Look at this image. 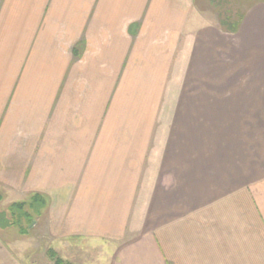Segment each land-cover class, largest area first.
Here are the masks:
<instances>
[{
  "label": "crops",
  "instance_id": "obj_1",
  "mask_svg": "<svg viewBox=\"0 0 264 264\" xmlns=\"http://www.w3.org/2000/svg\"><path fill=\"white\" fill-rule=\"evenodd\" d=\"M0 7V121L9 94L33 86L18 77L56 52L38 33L84 35L96 72L109 73L87 124L63 123V139L47 128L45 170L30 159L53 241H92L97 264H264V0L245 6L235 32L197 0Z\"/></svg>",
  "mask_w": 264,
  "mask_h": 264
},
{
  "label": "rangeland",
  "instance_id": "obj_2",
  "mask_svg": "<svg viewBox=\"0 0 264 264\" xmlns=\"http://www.w3.org/2000/svg\"><path fill=\"white\" fill-rule=\"evenodd\" d=\"M251 1L197 0V3L200 13H214L215 20L220 22L219 26L230 30V22H237L245 6ZM63 31L65 30H55L58 34L54 36L55 40L44 38L37 32L39 43H55L56 52L45 56L43 63L39 59L38 71H33L32 75L23 71L18 81L22 79L24 84L33 86L23 88L22 93L17 90L16 94H9L7 99L6 113L0 121L5 126V132L0 135V161L2 165L5 164L0 172V210L7 209L15 202H27L32 195L39 193L32 190L30 183V159L37 156L40 160L39 169L45 170L42 160L47 159V128L54 126L60 129H57L58 132H51V137L63 139L66 137H62L63 123L73 124L86 118L82 123L87 124L89 115L96 113L93 108L94 95L101 96L98 88H94L96 81L102 79L108 84L109 73L105 72L104 76H100L101 72H96L100 69L98 57L91 53L85 54L87 43L84 35L72 38L64 35ZM27 62L28 59H24V63ZM35 83L38 87L33 88L37 86ZM109 94L111 90L108 96ZM103 101L108 107L111 99ZM103 107L101 110L97 109V116L102 113L100 120L108 112ZM74 116L77 118L73 119ZM54 142L55 150H62L61 145L65 141L60 140L59 144L57 140ZM42 175L43 173L39 177ZM42 215L34 216L33 221L25 225V234L14 228L0 229V264H54V260L48 256V249H53L71 264H97L101 261L98 257L101 254L99 250L89 246L90 243L93 244L92 241L80 238H72L71 244L70 241H53L47 234L46 218ZM78 244L82 246H77ZM87 244L89 247L85 248L83 245ZM72 246L82 248V254L77 255L75 260L72 258Z\"/></svg>",
  "mask_w": 264,
  "mask_h": 264
},
{
  "label": "trees",
  "instance_id": "obj_3",
  "mask_svg": "<svg viewBox=\"0 0 264 264\" xmlns=\"http://www.w3.org/2000/svg\"><path fill=\"white\" fill-rule=\"evenodd\" d=\"M230 29L235 32L238 27V21L230 22ZM47 206L45 197L36 193L27 202H15L7 209L0 210V229H17L21 234L26 233V226L29 225L34 216L38 217ZM48 256L54 260V264H71L62 259L53 249H48Z\"/></svg>",
  "mask_w": 264,
  "mask_h": 264
}]
</instances>
